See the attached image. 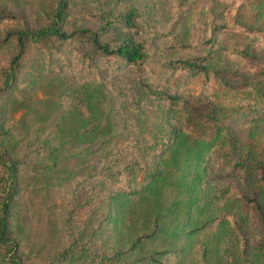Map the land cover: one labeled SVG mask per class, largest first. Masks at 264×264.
Returning a JSON list of instances; mask_svg holds the SVG:
<instances>
[{"label":"rangeland","instance_id":"rangeland-1","mask_svg":"<svg viewBox=\"0 0 264 264\" xmlns=\"http://www.w3.org/2000/svg\"><path fill=\"white\" fill-rule=\"evenodd\" d=\"M0 8L21 20L4 27L5 31L20 25L35 28L50 19L52 2L0 0ZM104 11L111 15L133 12L135 27L121 31L145 46L148 81L193 102L209 98L220 105L232 106L245 104L252 98L254 91L248 84L230 82L224 87L210 73L172 71L161 63L185 57V51L174 47L199 41L212 30V48L218 50L212 54L217 64L244 75L259 71V66L239 55L228 54L225 49L246 46L264 56V34L253 37L226 28L238 24L264 33V0H72L69 10L72 18H68L64 28L69 31L76 27H96L99 20L79 18V14ZM113 36L110 32L105 38L111 40ZM168 47L172 48L167 50ZM11 53L10 40L0 47V64ZM33 63L41 73L33 87L25 93L18 92L20 84L16 94L7 95L3 102V128L8 132L4 147L12 158L21 161L17 178L20 190L12 215L21 264H49L54 254L72 243L86 244L100 256L119 251L124 261L149 254L162 264H188L187 260L195 264H264V255L244 247L245 240L263 237L257 229L260 224L249 208H245L248 213L242 216L237 234L226 225L214 223L195 230L221 209L234 207L230 209L235 210L237 203L230 198L235 192L255 189L252 176H245L244 184L236 179L220 180V183L212 179L213 168L221 173L228 170L217 161L208 165L192 161L185 168L188 175L178 179L176 185L166 173L164 181L153 184L150 193L126 192L109 206L108 198L112 194L137 188L143 179L141 169H122L124 162L135 155L130 144L137 142L146 148L157 135L156 117L160 108L156 104H142L137 109L132 106L130 100L137 89L131 81L135 74L131 69L117 72V76L108 72L107 88L98 89L103 94L101 108L108 113L101 123H112L108 135L111 141L106 154L86 157L79 149L91 137L71 141L67 134L76 124L75 119L67 114L57 118L59 104L64 108L70 102L66 83L75 81L73 76L52 79L45 76L41 61ZM126 112L129 114L125 115ZM231 136L238 141L260 144L264 142V125L240 114L233 123ZM196 145L184 137L182 145H175L162 157L170 160L176 169L183 168L184 162L191 160ZM155 147L149 148V154ZM104 162L110 172L117 174L102 178L99 169ZM112 163H118V167ZM131 175L134 179L128 181ZM260 197L264 204V193ZM109 210L115 213L114 221L105 222ZM132 243H136L134 250L122 255L121 251ZM2 256L0 248V264H5ZM72 263L87 264L86 261Z\"/></svg>","mask_w":264,"mask_h":264},{"label":"trees","instance_id":"trees-1","mask_svg":"<svg viewBox=\"0 0 264 264\" xmlns=\"http://www.w3.org/2000/svg\"><path fill=\"white\" fill-rule=\"evenodd\" d=\"M52 10L50 19L41 27L27 28L23 25L15 30L5 31L4 27L12 26L21 20L15 15L5 12L0 8V47L7 41L12 42V53L4 64H0V248L3 250L2 261L5 264H21L18 240L13 234L12 215L15 209L16 197L19 192L17 178L18 165L21 161L12 158L7 153L4 143L7 130L3 128L4 98L7 95L16 94V89L22 84L19 91L27 92L33 87L41 73L33 61H41L45 76L59 78L72 75L75 81L67 82L66 89L70 102L64 108L59 104L60 114L72 116L76 124L71 127L68 138L73 141L76 138L91 137L79 149L87 156H98L108 152L110 123L102 124L101 120L108 113L101 108L103 94L98 91L107 88L106 74L108 72L117 76V72L125 69L132 70L137 89L130 100L135 109L143 105L156 104L159 108L157 115V130L153 144L141 148L137 142H132L135 155L130 161L124 162L122 169L130 170L138 168L142 170L143 179L137 188L130 191L116 192L108 200L109 206L114 204L116 197L130 193H150L153 184L164 181L166 173L171 176L172 184L176 185L188 175L187 166L190 162L206 163L217 161L219 165H226L228 170L224 173L213 168L211 178L218 181L236 179L241 184L245 183V176H252L255 189L235 192L232 201L236 209L227 207L218 211L209 220L202 222L195 230L203 229L207 224L226 225L233 234H237L241 228V218L248 213L249 208L254 213L263 237L254 240H245L244 247L257 251L264 255V204L260 193H264V142L252 144L242 139L238 141L231 136L232 126L237 116L243 114L248 120L264 125V56L246 46L235 48L228 47V54L239 55L254 66H259V71L251 75H244L237 70L222 67L223 64L216 62L217 49L212 48L213 32L200 39L181 44V51H185V57L174 59L168 63H161L172 71L176 69L187 72H201L210 75L222 86L228 87L230 82L248 84L253 92L250 101L245 104L232 106L220 105L217 102L204 98L190 101L189 99L171 92L148 81L145 71V61L148 55L145 46L140 41H135L129 35L123 33V29L135 27V16L132 11L120 14H107L94 12L92 14L80 13L79 18L92 21L99 20L96 27H76L67 31L64 26L68 18H72L69 10L72 0H51ZM105 17L102 21V18ZM231 32H242L253 37L263 36L259 29H249L241 25H231L226 28ZM113 32L111 40L105 38ZM172 47H168L170 50ZM212 54V55H211ZM173 63H177L173 64ZM115 67H112L114 66ZM222 67V68H221ZM67 73L66 75H60ZM247 85V86H248ZM156 101V103H153ZM79 104L82 107H79ZM125 106V105H122ZM133 110V107H127ZM85 111L86 115L82 112ZM129 113L126 112L125 115ZM99 130L102 132L99 134ZM160 134V135H159ZM105 135L106 137H104ZM97 136V137H96ZM163 136L166 139H161ZM96 137V139H94ZM184 137L193 143L196 148L183 168L176 169L172 162L164 159L165 152L172 151L175 145H182ZM93 138V140H92ZM156 146V147H155ZM155 151L149 154V148ZM148 154V155H147ZM103 163L99 172L101 177H110L116 172H110ZM118 167V163H112ZM204 167V166H203ZM104 170H101V169ZM133 175L128 181L133 180ZM98 183H101L99 180ZM219 201V199H217ZM108 206V207H109ZM111 210V209H110ZM106 214L104 221L112 222L113 213ZM232 210V211H231ZM249 216V215H248ZM246 217V216H245ZM250 218V216H249ZM154 226L157 227L156 223ZM159 230V228H158ZM136 243L130 248L121 251L122 255L132 252ZM188 258V257H187ZM85 261L87 264H162L152 255H141L130 261H124L120 252L108 256L96 255L90 246L72 243L66 248L54 254L49 264H73L72 262ZM189 261V262H188ZM188 264L191 260H187ZM186 262V263H187Z\"/></svg>","mask_w":264,"mask_h":264}]
</instances>
